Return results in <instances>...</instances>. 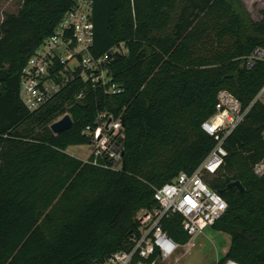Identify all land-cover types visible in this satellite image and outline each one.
I'll return each instance as SVG.
<instances>
[{"label":"trees","instance_id":"1","mask_svg":"<svg viewBox=\"0 0 264 264\" xmlns=\"http://www.w3.org/2000/svg\"><path fill=\"white\" fill-rule=\"evenodd\" d=\"M94 56L123 42L111 70L122 91L107 94L81 78L29 111L19 96L30 56L53 34L74 0H23L0 20V264H97L129 250L138 212L158 206L155 190L181 171L192 173L215 145L201 125L228 89L250 106L226 139L228 155L209 181L228 209L212 227L230 235L221 261L264 264V60L243 57L264 48V9L254 20L243 0H93ZM101 112L122 118L119 169L93 153L67 152L90 143L84 130ZM69 113L70 129L50 125ZM239 180L243 185L229 187ZM173 240L191 236L181 216L163 218Z\"/></svg>","mask_w":264,"mask_h":264},{"label":"built area","instance_id":"2","mask_svg":"<svg viewBox=\"0 0 264 264\" xmlns=\"http://www.w3.org/2000/svg\"><path fill=\"white\" fill-rule=\"evenodd\" d=\"M93 12V0H74L53 34L28 59L20 76L19 96L29 111L43 106L76 78L90 81L107 94L122 91V86L114 79L111 63L115 55L126 54L128 48L121 42L103 55L91 53L95 36ZM262 60L264 48L257 46L243 57V65L252 69ZM256 101L264 103V84L252 104ZM250 106L243 107L241 100L228 89L218 92L215 112L201 125L215 139L212 150L192 173L181 171L155 190L158 206L138 212L139 235L133 237L131 249L116 251L97 264H163L182 246L165 231L163 218L181 216L182 226L192 239L225 214L227 201L205 177L215 175L224 164L228 155L225 141L245 120ZM96 121V127L87 126L84 130L90 136L92 153L104 157L105 165L119 169L123 157V148L118 141L122 136V118L101 112ZM254 172L257 175L264 173V157L254 165ZM215 264L240 263L232 258L224 261L218 258Z\"/></svg>","mask_w":264,"mask_h":264},{"label":"rangeland","instance_id":"3","mask_svg":"<svg viewBox=\"0 0 264 264\" xmlns=\"http://www.w3.org/2000/svg\"><path fill=\"white\" fill-rule=\"evenodd\" d=\"M23 0H0V20L6 13L17 12ZM246 9L254 20L261 19V10L264 9V0H243ZM63 117L59 116L55 121ZM54 121V122H55ZM90 144L71 145L67 152L81 159H87L92 153ZM214 175H206L210 185ZM211 186V185H210ZM231 241L229 234L215 230L208 226L202 233L196 234L189 243L180 246L172 258L163 264H215L227 252Z\"/></svg>","mask_w":264,"mask_h":264},{"label":"water","instance_id":"4","mask_svg":"<svg viewBox=\"0 0 264 264\" xmlns=\"http://www.w3.org/2000/svg\"><path fill=\"white\" fill-rule=\"evenodd\" d=\"M72 125L73 119L69 113H66L61 119L53 122L50 125V128L55 134H58L62 131L70 129ZM229 187H237L240 191L244 189L242 183L239 180L231 182Z\"/></svg>","mask_w":264,"mask_h":264},{"label":"crops","instance_id":"5","mask_svg":"<svg viewBox=\"0 0 264 264\" xmlns=\"http://www.w3.org/2000/svg\"><path fill=\"white\" fill-rule=\"evenodd\" d=\"M189 243V242H188ZM228 250V249H227Z\"/></svg>","mask_w":264,"mask_h":264}]
</instances>
